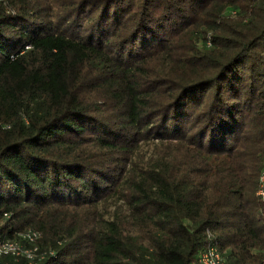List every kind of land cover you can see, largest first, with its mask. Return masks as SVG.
Returning a JSON list of instances; mask_svg holds the SVG:
<instances>
[{
  "label": "trees",
  "instance_id": "1",
  "mask_svg": "<svg viewBox=\"0 0 264 264\" xmlns=\"http://www.w3.org/2000/svg\"><path fill=\"white\" fill-rule=\"evenodd\" d=\"M263 165L264 0L0 3V238L35 264H264Z\"/></svg>",
  "mask_w": 264,
  "mask_h": 264
},
{
  "label": "built area",
  "instance_id": "2",
  "mask_svg": "<svg viewBox=\"0 0 264 264\" xmlns=\"http://www.w3.org/2000/svg\"><path fill=\"white\" fill-rule=\"evenodd\" d=\"M256 196L264 205V165L258 176ZM39 238L40 234L33 230L20 232L14 238H0V264H35L36 260H43L48 255L54 256L52 251L39 253ZM196 264L226 263L217 249L210 247L198 255Z\"/></svg>",
  "mask_w": 264,
  "mask_h": 264
},
{
  "label": "rangeland",
  "instance_id": "3",
  "mask_svg": "<svg viewBox=\"0 0 264 264\" xmlns=\"http://www.w3.org/2000/svg\"><path fill=\"white\" fill-rule=\"evenodd\" d=\"M151 149H152L151 145L144 144V145H142L140 152H141V154L142 153L149 154L151 152Z\"/></svg>",
  "mask_w": 264,
  "mask_h": 264
}]
</instances>
